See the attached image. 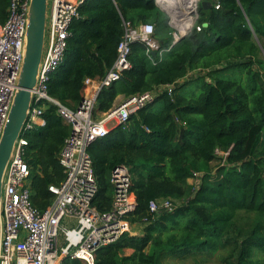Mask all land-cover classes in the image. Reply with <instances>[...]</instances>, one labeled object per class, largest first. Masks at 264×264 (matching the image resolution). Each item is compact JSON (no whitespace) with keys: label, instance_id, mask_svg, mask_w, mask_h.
Wrapping results in <instances>:
<instances>
[{"label":"trees","instance_id":"1","mask_svg":"<svg viewBox=\"0 0 264 264\" xmlns=\"http://www.w3.org/2000/svg\"><path fill=\"white\" fill-rule=\"evenodd\" d=\"M206 1L212 6H199L201 31L172 47L174 28L155 0H87L71 26L65 63L48 94L72 110L84 99L85 79L101 82L113 68L124 21L153 24L161 49L171 47L159 61L145 44L132 43L131 68L100 91L96 115L115 109L120 96L150 93L153 101L88 149L98 184L93 206L111 209L112 172L125 166L138 203L127 220L142 227L98 249L95 264L189 257L202 264L217 256L221 264H264V0ZM9 6L0 0V26ZM43 117L45 124L26 135L31 200L40 211L53 203L49 187L65 179L59 155L72 131L52 105ZM217 151L229 153L225 161ZM161 198L179 204L151 213L150 202Z\"/></svg>","mask_w":264,"mask_h":264},{"label":"built area","instance_id":"2","mask_svg":"<svg viewBox=\"0 0 264 264\" xmlns=\"http://www.w3.org/2000/svg\"><path fill=\"white\" fill-rule=\"evenodd\" d=\"M86 1L49 0L44 53L37 84L32 90V107L15 142L3 180L0 264H62L66 258L95 264L98 249L117 242L126 233L134 234L127 217L137 208L138 203L131 191L132 178L128 168L119 166L113 170L112 207L100 213L93 206L98 184L88 149L98 139L106 137L115 126H126L134 112L153 101L152 95L146 93L134 97L107 113L96 115L97 98L103 87L120 80L123 72L131 68L128 58L132 43L139 41L145 44L147 55L158 56L159 61H162L165 53L183 36L194 29H202L197 21L203 0H197L189 14L171 7L164 0H155L160 8L175 11L174 15L169 16V24L174 28L171 47L161 49L154 37L153 24L134 27L124 21L125 32L113 68L101 82L85 79L84 100L80 108L72 110L48 94V84L65 63L71 26L80 17V7ZM30 4L31 0H10L8 20L0 26V141L19 89L26 53ZM177 22H181L185 28ZM153 63L156 64V61L153 60ZM168 89L172 92L171 87ZM48 105L57 109L59 116L71 126L72 131L59 155L65 179L60 185L49 187L54 195L53 203L40 211L31 200L34 172L26 162L29 147L26 135L45 124L43 113ZM217 153L224 161L229 154ZM193 178L191 183L198 188L201 177L194 173ZM178 204V201L171 198H161L151 201L149 210L151 213L173 211Z\"/></svg>","mask_w":264,"mask_h":264},{"label":"water","instance_id":"3","mask_svg":"<svg viewBox=\"0 0 264 264\" xmlns=\"http://www.w3.org/2000/svg\"><path fill=\"white\" fill-rule=\"evenodd\" d=\"M48 5L49 0H31L29 9V27L27 30L26 53L18 84L19 89L15 94L13 105L9 114V119L0 141V247L2 234L1 198L3 193V180L14 150L15 142L23 130L24 124L28 118V112L32 107V90H34L37 84L38 71L44 53L48 21ZM201 6L204 9H209L212 5L211 2L203 0ZM161 9L169 16L175 14V11H172V9ZM184 37L185 36H183V38Z\"/></svg>","mask_w":264,"mask_h":264},{"label":"rangeland","instance_id":"4","mask_svg":"<svg viewBox=\"0 0 264 264\" xmlns=\"http://www.w3.org/2000/svg\"><path fill=\"white\" fill-rule=\"evenodd\" d=\"M159 106H160V103H157L156 107H159ZM141 231H142V227L141 226H132V228H131V232L132 233L141 232ZM150 248H152V247H150ZM195 262H196V260L193 257H189V258H186V259L168 258L165 261H163V264H194ZM202 264H221V262H220L219 257L217 256V257L212 258L209 261H206V262H204Z\"/></svg>","mask_w":264,"mask_h":264},{"label":"bare ground","instance_id":"5","mask_svg":"<svg viewBox=\"0 0 264 264\" xmlns=\"http://www.w3.org/2000/svg\"><path fill=\"white\" fill-rule=\"evenodd\" d=\"M196 1L197 0H186V1H183V0H164L165 3L170 4L173 8H175L179 11L185 12V14H189L193 11ZM187 20H189V18ZM177 23H179L182 26V28H185V27H183L181 22H177Z\"/></svg>","mask_w":264,"mask_h":264},{"label":"crops","instance_id":"6","mask_svg":"<svg viewBox=\"0 0 264 264\" xmlns=\"http://www.w3.org/2000/svg\"><path fill=\"white\" fill-rule=\"evenodd\" d=\"M172 7V6H171ZM122 102H124V96H120L119 98H118V104H120V103H122ZM116 127V126H115ZM114 127V128H115ZM138 233H140V232H136V233H134V234H138Z\"/></svg>","mask_w":264,"mask_h":264}]
</instances>
